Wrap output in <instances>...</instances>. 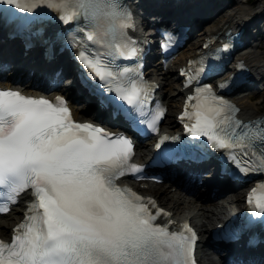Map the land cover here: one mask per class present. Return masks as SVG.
Segmentation results:
<instances>
[{"label": "snow or ice", "instance_id": "6c2138e0", "mask_svg": "<svg viewBox=\"0 0 264 264\" xmlns=\"http://www.w3.org/2000/svg\"><path fill=\"white\" fill-rule=\"evenodd\" d=\"M0 5H6L0 7V20L9 35L24 37L26 48L38 35L46 54L71 52L87 70L79 72L80 83L110 117L122 119L136 134L159 131L166 106L157 101L154 109L145 107L158 87L143 74L151 44L127 32L135 20L123 0H0ZM42 5L53 10L42 15L60 25L49 35L43 27H32ZM161 35L167 50L175 33L164 29ZM230 46L225 42L214 51ZM210 61L205 54L195 76L188 66L179 69L184 85H195L179 113L191 139L161 133L153 158L161 163L204 159L210 145L233 165V175L264 172V120L243 121L236 115L237 105L220 94L230 89V79L217 87L202 82L219 71ZM202 137L206 141L196 139ZM257 143L260 155L248 159L244 149ZM134 152L128 132L75 120L63 94L48 98L0 88V212L9 211L24 190L30 188L32 195L11 240L0 239V264H197L198 233L191 224L184 221L174 230L171 221L158 223L170 213L154 197L116 182L146 167L132 161ZM247 200L248 251L234 264H264V181L249 190Z\"/></svg>", "mask_w": 264, "mask_h": 264}, {"label": "bare ground", "instance_id": "6f19581e", "mask_svg": "<svg viewBox=\"0 0 264 264\" xmlns=\"http://www.w3.org/2000/svg\"><path fill=\"white\" fill-rule=\"evenodd\" d=\"M208 0H195L196 5H200L201 11L209 10V6L207 5ZM261 6L257 5V8L250 9L247 7L243 0H235L233 4H231L228 9H231L227 12H221L216 17L213 18V22L202 24L201 27L198 29L199 32L195 33V35L202 36L204 34L215 33L217 30L227 27H234L235 25H244L247 20L253 18L255 16H263L262 6H264V0H259ZM146 7H148V11L150 14H155V18L159 20L164 19V15L168 17L175 16V15H182L179 14V8H182L183 11L188 10L189 8L195 7L194 2H190L186 5V7H168L167 2L161 0L159 4L152 0H143L142 1ZM163 14H162V13ZM196 22V20H193ZM198 38V37H197ZM199 45L202 41L200 37L197 39ZM188 44L183 47L182 50L179 51L176 60H180L181 63H185L186 58L195 54L196 49L198 48V44ZM7 46H0V57L7 58L10 52H7ZM259 41L257 39H253L252 42L249 44L247 48L241 49L237 52V57L243 59L248 68L253 73H264V56L262 52L259 51ZM0 58V60H1ZM6 60V59H4ZM175 60V61H176ZM7 61V60H6ZM174 61V62H175ZM13 63V64H12ZM28 63V62H27ZM30 63V62H29ZM10 64L12 66L16 65V69L22 68L25 71V74L30 75V70L35 71L48 69L49 72L52 71V67L49 65L46 67L36 66L34 67L32 64L31 66L25 67L22 62L16 64V57L14 56L11 59ZM3 67H1L2 69ZM21 71L20 74L18 72L19 77H23L24 72ZM150 71V70H148ZM151 75L155 81V84L158 85L157 92L160 95L164 96L165 103L168 105V110L166 117L161 126L162 131H168L170 133L173 132V126L175 125V114L180 109L181 105V98L184 90L181 88L179 82L176 79V68L174 67H167L164 68L163 66H157L152 71ZM32 76V75H31ZM14 75L5 74L2 79L3 81L0 82L1 85H10L11 79ZM174 81L175 83H171ZM68 82V81H66ZM62 81V84H66ZM32 87V86H31ZM26 88V87H25ZM29 92H34L33 88H26ZM238 104L240 106L239 116L242 118H247L251 115H255L259 106L251 101L248 97L238 99ZM84 104L76 105L75 109V116L81 118L84 115V111L80 110L79 108ZM264 115V110L261 112ZM168 114H174L173 116H169ZM141 143L137 146V154L136 158L140 161H145L148 157L149 147L148 144ZM147 194H152L159 200L160 204L168 207L172 211V217L176 219H181L183 217H189L192 222L196 225V227L200 231L201 242L207 237V231L209 227L215 223L222 222L227 217L230 211L238 210L241 206L240 202V189H234L232 192L225 194L219 200H213L206 202V200H210L208 195H203V198L199 199L198 201L191 202L184 198L175 196L173 194H169L166 191L165 186H161L157 183H148V187L146 189H142ZM220 192L219 194H221ZM206 197V199H205ZM22 209V205L19 203L18 205H14L11 207L10 211L7 212L5 215L0 216V235L7 234V230L20 218V211ZM238 259V258H237ZM205 264H216L211 258H208Z\"/></svg>", "mask_w": 264, "mask_h": 264}, {"label": "rangeland", "instance_id": "374dc122", "mask_svg": "<svg viewBox=\"0 0 264 264\" xmlns=\"http://www.w3.org/2000/svg\"><path fill=\"white\" fill-rule=\"evenodd\" d=\"M232 1H234V0H232ZM244 2H245V4L247 5V7H249L250 9H255V8H257V5L259 4V0H243ZM230 3L231 2H229V4L228 5H230ZM230 8V7H229ZM229 10H231V9H226L224 12H227V11H229ZM217 16V15H216ZM216 16H212L211 18H208V20L206 21L207 23H211V22H213V18L214 17H216ZM194 42H196L195 41V39L193 38V39H191L190 41H189V43L188 44H191V43H193L194 44ZM187 44V45H188ZM259 51H261L262 52V55L264 56V36L259 40ZM171 83H174V81H172ZM250 92H252V91H249L248 93H250ZM246 98V97H245ZM251 101H253V102H255L258 106H259V108H258V113H261L263 110H264V88L263 89H261L259 92H257L255 95H254V97L253 98H249ZM82 107H84V106H82ZM81 107V108H82ZM169 116H171V114H169ZM162 186V185H161ZM226 194V193H225ZM225 194H221V195H219V196H217V197H215V198H213V199H211L210 201H213V200H219L220 198H222ZM240 194V197L242 196V193H239Z\"/></svg>", "mask_w": 264, "mask_h": 264}]
</instances>
